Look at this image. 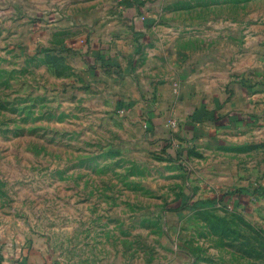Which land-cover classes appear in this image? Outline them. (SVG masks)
I'll return each instance as SVG.
<instances>
[{"label": "rangeland", "instance_id": "1", "mask_svg": "<svg viewBox=\"0 0 264 264\" xmlns=\"http://www.w3.org/2000/svg\"><path fill=\"white\" fill-rule=\"evenodd\" d=\"M145 1L187 32L264 36V0ZM28 14L0 0V243L64 264H264V111L219 144L177 121L149 133L83 51L34 29L75 18Z\"/></svg>", "mask_w": 264, "mask_h": 264}, {"label": "crops", "instance_id": "2", "mask_svg": "<svg viewBox=\"0 0 264 264\" xmlns=\"http://www.w3.org/2000/svg\"><path fill=\"white\" fill-rule=\"evenodd\" d=\"M16 1L27 15L56 3L75 18L73 25L38 23L34 29L45 31L48 45L60 42L83 51L103 81L122 89L130 115L151 124L149 133L171 136L175 130L168 123L174 119L178 131L219 144L225 134L251 130L264 111V36L258 29L234 34L213 27L204 34L196 26L188 33L154 13L144 22H131L132 6L121 0ZM138 88L151 89L153 98L141 100ZM0 264L64 263L44 248L0 243Z\"/></svg>", "mask_w": 264, "mask_h": 264}, {"label": "built area", "instance_id": "3", "mask_svg": "<svg viewBox=\"0 0 264 264\" xmlns=\"http://www.w3.org/2000/svg\"><path fill=\"white\" fill-rule=\"evenodd\" d=\"M125 3V6H132V10L130 11V20L131 22H144L146 21L150 16L149 8L150 3L146 2L145 0H121ZM169 127H175L177 122L174 119L169 120Z\"/></svg>", "mask_w": 264, "mask_h": 264}, {"label": "trees", "instance_id": "4", "mask_svg": "<svg viewBox=\"0 0 264 264\" xmlns=\"http://www.w3.org/2000/svg\"><path fill=\"white\" fill-rule=\"evenodd\" d=\"M133 1H137V0H133ZM193 116V118H198V116H199V112H194V114L192 115ZM147 126H149L150 128H151V124L150 123H148V121H147ZM153 128H151V130H152Z\"/></svg>", "mask_w": 264, "mask_h": 264}]
</instances>
